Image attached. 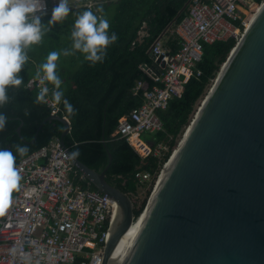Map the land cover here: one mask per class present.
<instances>
[{
  "label": "water",
  "instance_id": "obj_1",
  "mask_svg": "<svg viewBox=\"0 0 264 264\" xmlns=\"http://www.w3.org/2000/svg\"><path fill=\"white\" fill-rule=\"evenodd\" d=\"M47 120L63 125L60 142L70 154L64 142L69 124L58 114L46 117L27 144ZM71 161L93 189L118 205L101 264H264V2L135 215L130 196L106 179L108 166L96 171Z\"/></svg>",
  "mask_w": 264,
  "mask_h": 264
},
{
  "label": "built area",
  "instance_id": "obj_2",
  "mask_svg": "<svg viewBox=\"0 0 264 264\" xmlns=\"http://www.w3.org/2000/svg\"><path fill=\"white\" fill-rule=\"evenodd\" d=\"M106 1L69 0V6L71 9L93 8ZM44 2L50 13L59 0ZM263 2L190 0L172 29L180 46L178 51L170 53L166 43L160 41L152 45L150 57L159 72L144 65L140 67L153 84L147 88L144 81L135 82L133 91L141 89V102L119 117L110 135L112 139L124 140L142 159L166 153L165 142H155L152 135L146 139L142 133L161 130L157 111L183 94L191 77L200 75L196 66L202 61L203 46L230 39L238 42ZM26 86L38 91L40 87L33 77ZM50 95L51 91L46 104L57 114L59 105L54 104ZM61 116L69 124L65 115ZM67 156L60 137L53 136L46 145L17 163L23 179L20 190L13 193L12 206L0 216V264H23L25 254L31 256L32 264H101L118 205L106 194L88 188V182ZM160 168L154 177L142 170H137L134 177L139 185L152 183L153 187ZM127 195L133 202L135 215V210H140L144 203L137 201L135 192Z\"/></svg>",
  "mask_w": 264,
  "mask_h": 264
},
{
  "label": "trees",
  "instance_id": "obj_3",
  "mask_svg": "<svg viewBox=\"0 0 264 264\" xmlns=\"http://www.w3.org/2000/svg\"><path fill=\"white\" fill-rule=\"evenodd\" d=\"M185 1L107 0L93 8L70 9L69 16L62 23L53 25L41 44L32 46L28 53L29 62L19 73L24 84L19 89L9 88L8 95L15 99L0 107V113L6 114L8 119L4 131L0 132V148H12L16 143L26 144L29 154L46 145L53 136H60L58 129L63 125L57 120H47L38 130L34 143L27 144L33 140L38 125L53 111L46 103H35L37 89L27 87L26 83L34 77L37 67L45 61L50 51L71 48L70 35L76 15L89 9L96 12L97 7L102 6L103 15L106 17L110 14L109 34L115 33L118 40L108 47L104 61L95 65L84 61L81 53L69 57L61 55L57 71L63 81L64 99L77 111L69 116L61 102L57 113L65 115L69 121L64 142L70 153L79 151L80 155L75 159L96 171L108 166L105 175L110 183L126 193L136 192L143 185L137 183L134 173L142 170L155 176L175 145L176 137L189 123L197 102L205 95L235 45V41L230 39L203 46L202 61L196 66L200 75L191 77L184 86L183 94L172 98L164 109L157 111L162 129L153 133V140L165 142L166 153L160 157L148 155L142 159L124 140H113L110 135L119 117L141 102V89L136 93L133 91L135 82L142 80L147 88L153 84L140 67L144 65L159 72L148 50ZM51 14L44 15L41 22L47 25ZM182 14L164 33L170 53L177 52L180 47L172 29ZM141 31L145 34L139 41ZM47 86L50 89L53 87L51 84ZM25 112L29 114L26 116ZM19 125L23 140L16 132ZM12 150L15 153V149ZM21 158L17 155V163ZM87 187L93 189L90 184ZM138 211L135 210V213Z\"/></svg>",
  "mask_w": 264,
  "mask_h": 264
},
{
  "label": "clouds",
  "instance_id": "obj_4",
  "mask_svg": "<svg viewBox=\"0 0 264 264\" xmlns=\"http://www.w3.org/2000/svg\"><path fill=\"white\" fill-rule=\"evenodd\" d=\"M70 9L69 0H59L58 5L52 9L51 19L45 25L41 22L47 14L44 0H0V107L15 99L8 95L9 88L19 89L24 84L19 73L29 62L28 53L32 46L41 44L51 27L62 23L69 16ZM103 12L100 6L96 12L89 9L77 14L70 35L71 48L50 51L45 61L37 67L33 77L40 85L36 104L47 103L51 91L54 104L63 102L69 116L76 114L77 110L64 99L63 81L57 71L58 61L61 55L69 57L77 53L83 54L84 61L91 65L104 61L108 47L118 37L115 33L109 34L110 23ZM48 84L53 86L51 90ZM28 114L25 112L26 116ZM7 122V115L0 113V132L4 131ZM58 130L64 131L63 128ZM12 148H0V216L7 213L13 204V193L21 187L23 177L22 169L17 165V155L24 157L29 152L26 144L16 143ZM79 155L76 150L66 158L75 159ZM12 253H16L15 248ZM22 261L23 264H32L28 254L22 257Z\"/></svg>",
  "mask_w": 264,
  "mask_h": 264
},
{
  "label": "rangeland",
  "instance_id": "obj_5",
  "mask_svg": "<svg viewBox=\"0 0 264 264\" xmlns=\"http://www.w3.org/2000/svg\"><path fill=\"white\" fill-rule=\"evenodd\" d=\"M109 15L110 14H108L107 16H106V18L107 19H109ZM170 29V28H169ZM168 29V30H169ZM170 32H171V30H170ZM164 40V39H163ZM221 67V66H220ZM214 81V80H213ZM213 81L209 84V87H208V89L206 90V93H205V95H203L202 96V98L197 102V104H196V106H195V111H196V109H197V106L201 103V101L203 100V99H205V97H206V95H207V93L209 92V90H210V87H211V85H212V83H213ZM194 111V112H195ZM193 115H194V113H193ZM193 115H192V117H193ZM191 117V118H192ZM191 120V119H190ZM183 131V130H182ZM182 133V132H181ZM181 133L176 137V142H175V145L171 148V149H174L175 148V146H176V144H177V142H178V140L180 139V135H181ZM149 135H154L153 133H148V132H144V133H142V136H144V137H146V136H149ZM146 139H148V137H146ZM172 151V150H171ZM171 153V152H170ZM169 153V154H170ZM161 167V166H160ZM151 189H152V183H145V185H143V186H141V187H139V188H137L136 189V192H135V196H136V199H137V201H143V203L145 204L146 203V201L148 200V197L150 196V191H151Z\"/></svg>",
  "mask_w": 264,
  "mask_h": 264
},
{
  "label": "crops",
  "instance_id": "obj_6",
  "mask_svg": "<svg viewBox=\"0 0 264 264\" xmlns=\"http://www.w3.org/2000/svg\"><path fill=\"white\" fill-rule=\"evenodd\" d=\"M144 34H145L144 31H141V32L139 33V41L143 38ZM163 39H164V40H163ZM166 40H167V36L163 35L162 38L160 39V43H161V42H162V43H166ZM37 92H38V90H37ZM57 114H58V113H57ZM58 115H60V114H58ZM60 116H61V115H60Z\"/></svg>",
  "mask_w": 264,
  "mask_h": 264
}]
</instances>
